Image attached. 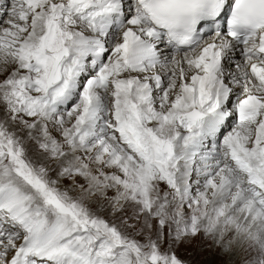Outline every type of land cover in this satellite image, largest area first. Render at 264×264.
Returning a JSON list of instances; mask_svg holds the SVG:
<instances>
[{
	"label": "snow or ice",
	"instance_id": "obj_1",
	"mask_svg": "<svg viewBox=\"0 0 264 264\" xmlns=\"http://www.w3.org/2000/svg\"><path fill=\"white\" fill-rule=\"evenodd\" d=\"M5 2L0 264H264V0Z\"/></svg>",
	"mask_w": 264,
	"mask_h": 264
},
{
	"label": "rangeland",
	"instance_id": "obj_2",
	"mask_svg": "<svg viewBox=\"0 0 264 264\" xmlns=\"http://www.w3.org/2000/svg\"><path fill=\"white\" fill-rule=\"evenodd\" d=\"M2 2H3V3H2ZM6 6H7V5H6L5 0H0V15H3ZM3 18L6 20V19H7V16H4ZM236 119H238V117H234V118H233V120H236ZM230 123H232V121H230ZM187 251L190 252L191 249H188ZM180 255L185 256V258H186V253H185L184 250H181Z\"/></svg>",
	"mask_w": 264,
	"mask_h": 264
},
{
	"label": "bare ground",
	"instance_id": "obj_3",
	"mask_svg": "<svg viewBox=\"0 0 264 264\" xmlns=\"http://www.w3.org/2000/svg\"><path fill=\"white\" fill-rule=\"evenodd\" d=\"M3 3V2H2Z\"/></svg>",
	"mask_w": 264,
	"mask_h": 264
}]
</instances>
